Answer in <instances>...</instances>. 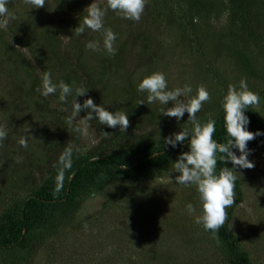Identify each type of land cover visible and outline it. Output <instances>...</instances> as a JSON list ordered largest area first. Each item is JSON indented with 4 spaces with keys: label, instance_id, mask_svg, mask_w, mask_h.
<instances>
[{
    "label": "trees",
    "instance_id": "obj_1",
    "mask_svg": "<svg viewBox=\"0 0 264 264\" xmlns=\"http://www.w3.org/2000/svg\"><path fill=\"white\" fill-rule=\"evenodd\" d=\"M96 1L107 7V0ZM90 3L92 0H47L46 8L30 9L24 0H8L15 19L0 31V78L11 98L2 96L0 102L5 103V116L12 126L8 123L7 136L0 142V177L5 175L2 179L8 182L0 194V258L11 249L29 253L53 237L60 224L74 219L93 194L107 191L110 202L117 201L128 194L132 183L172 169L178 154L188 150L187 141L175 149L163 143L165 136L191 127L185 122L187 113L179 122L159 116L164 106L158 102L138 105L146 93L136 91L139 80L159 71V64L168 54L174 57L177 47L195 70L191 96L201 85L209 91L210 99L197 119L201 123L216 120L213 139L218 143L225 142L227 135L221 101L229 85L238 87L244 78L249 89L259 94L258 105L264 102V88H255L254 83L264 82V0H147L138 21L107 10L104 25L116 33L113 46L117 51L112 56L103 50L101 32L86 29L75 34ZM167 37L177 39L175 47L165 44ZM88 41L99 42L100 50L87 49ZM132 49L134 61L129 60ZM42 71H50L54 82L63 80L87 88L77 102L91 97L109 111L127 112V129L108 128L95 119L85 121L95 127L98 141L84 145L80 120L66 123L73 97L61 104L58 94L42 97L35 91ZM258 105L245 111L252 132L264 131V112ZM84 115L82 111L78 118ZM21 137L25 147L18 143ZM263 142L264 136H258L247 146L252 150ZM67 148L72 149L71 166L64 168L59 157ZM225 166L231 167V162ZM222 167L224 162L218 159L217 172ZM61 171L62 187L56 191ZM235 175L236 200L227 209L224 224L215 233L205 230L204 235L224 264H261L231 230L234 210L244 195L239 174ZM113 186L116 188L108 190ZM174 249L160 246L150 254L131 257L129 263H188ZM200 261L210 263L204 257Z\"/></svg>",
    "mask_w": 264,
    "mask_h": 264
},
{
    "label": "rangeland",
    "instance_id": "obj_2",
    "mask_svg": "<svg viewBox=\"0 0 264 264\" xmlns=\"http://www.w3.org/2000/svg\"><path fill=\"white\" fill-rule=\"evenodd\" d=\"M167 43L175 47L177 39L167 37L165 44ZM179 49L177 47L174 50L177 53L174 57L168 54L158 67L165 74L168 87L171 88L183 87L185 84L192 86L191 83L195 81V70L190 59L180 54ZM132 50L129 60L134 61L135 49ZM1 81L2 78L0 99L2 96L10 99L5 83ZM254 83L255 88H264V82ZM192 92L181 99L187 102ZM4 104L0 102V127L6 129L8 123L12 124L5 116ZM257 108L264 112V102ZM14 124L17 123L14 121ZM80 124L83 144L89 147L97 143L95 127L81 120ZM20 130L18 126L17 133ZM15 144L16 142L13 143ZM248 159L253 162L254 167L240 169L237 166L235 169L241 179L244 195L234 210L230 226L253 259L264 264V142L252 148ZM177 174L169 169L146 180L134 182L128 189V194L114 202H110L107 191L93 194L74 219L60 224L53 237L29 253L18 249L7 251L1 256L0 264H125L129 263L131 257L142 253L150 254L160 246H175L173 253L189 264H201L198 262L201 257L209 260L208 264H224L218 253L213 251L212 244L207 241L202 225L195 223V217L201 214L195 187L177 184L174 180ZM4 177L5 175L0 177V194L8 185L7 181L4 183ZM115 188L113 186L108 190ZM235 200L234 189V202ZM106 201L109 202L106 204ZM188 203L195 208L191 215L185 210ZM197 239L208 245H200ZM218 252L220 253L219 250ZM192 258L195 263L190 260Z\"/></svg>",
    "mask_w": 264,
    "mask_h": 264
},
{
    "label": "clouds",
    "instance_id": "obj_3",
    "mask_svg": "<svg viewBox=\"0 0 264 264\" xmlns=\"http://www.w3.org/2000/svg\"><path fill=\"white\" fill-rule=\"evenodd\" d=\"M24 2L30 6V9H36L46 8L47 0H24ZM146 2L147 0H107V7L102 8L98 6L95 0H92V3L85 8L86 13L82 21L74 28L75 34L79 36L86 29L101 32L103 50L109 56L115 55L117 50L113 45L116 40V33L104 25L106 11L112 10L123 19L138 21ZM7 3L8 0H0V31L7 29L10 19H15V15L9 11ZM85 47L92 51L100 50V44L97 41H88ZM35 91L42 97L58 94L57 99L61 104L66 103L69 96L73 97L71 113L66 118L68 125H73L77 119L81 121L95 119L101 125H106L108 128H118L119 131H125L128 127L127 112L109 111L101 104H95L91 97L84 99L82 103L77 102L76 98L85 96L88 89L83 86L73 87L63 80L54 82L50 71L41 72L40 85ZM136 91L146 93L145 99H141L138 105L145 104V102L147 104L158 102L164 106L159 109V116L174 117L179 122L187 113L185 122L191 127L180 128L179 131L165 136L163 143L175 149L178 144L183 146L187 141L188 150L181 151L176 160L172 162L173 171L178 173L174 180L177 184L185 187H195L201 205V214L195 217V223L202 225L204 230L215 233L225 222L226 208L231 207L234 203L235 173H237L235 169L237 166L240 169L254 167L253 162L248 159L252 150L248 148L247 142L255 137L264 136V131L259 129L255 132L248 130L250 121L245 114L250 106L259 104V94L249 89L244 78L239 80L238 87L236 85L228 86L227 93L221 101L224 113L223 124L227 135L225 142L218 143L213 139V134L216 131V120L209 119L207 122L201 123L197 119V113L201 110L202 105L210 99L206 87L198 86L195 95L185 102L181 98L192 92L191 86L185 84L183 87L169 89L165 74L154 71L139 80L136 84ZM169 102H171L170 107L167 106ZM82 111L85 112V115L78 118ZM6 136L7 130L0 127V142ZM18 143L25 147V138L21 137ZM71 153L72 149L67 148L59 157V162L64 168L71 166ZM237 153L239 154L237 155ZM218 159L224 162V167L217 172ZM225 162H231L232 166H225ZM62 182L63 172L61 171L56 177V191L60 190ZM185 210L189 215L195 212L191 203L185 205Z\"/></svg>",
    "mask_w": 264,
    "mask_h": 264
}]
</instances>
